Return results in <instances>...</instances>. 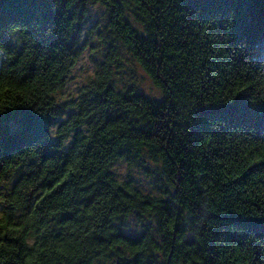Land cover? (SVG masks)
Instances as JSON below:
<instances>
[{
	"label": "trees",
	"instance_id": "obj_1",
	"mask_svg": "<svg viewBox=\"0 0 264 264\" xmlns=\"http://www.w3.org/2000/svg\"><path fill=\"white\" fill-rule=\"evenodd\" d=\"M91 2L111 47L61 101ZM0 206V264H264V0H0Z\"/></svg>",
	"mask_w": 264,
	"mask_h": 264
},
{
	"label": "rangeland",
	"instance_id": "obj_2",
	"mask_svg": "<svg viewBox=\"0 0 264 264\" xmlns=\"http://www.w3.org/2000/svg\"><path fill=\"white\" fill-rule=\"evenodd\" d=\"M108 16L105 7L99 2H91L84 21L80 25V40L83 47L77 63L73 67L65 86L59 89L58 96L61 101H73L80 93L82 87L92 78L104 58V53L111 47L112 39L105 30ZM117 66L119 79L131 83L151 94H159L151 78L141 65L130 58L119 59ZM69 113V110H68ZM65 112L57 121L61 122L67 117ZM116 175L120 179L132 177L135 186L146 193L155 195H167L169 187L159 178L155 161L146 158L139 161H130L127 158L117 160L113 165ZM1 212V206H0ZM149 218L132 213L125 220V230L134 234L144 226H148ZM114 261H106L113 264Z\"/></svg>",
	"mask_w": 264,
	"mask_h": 264
}]
</instances>
